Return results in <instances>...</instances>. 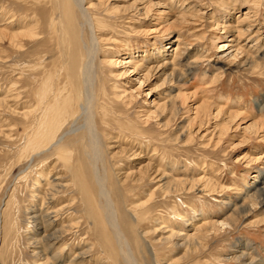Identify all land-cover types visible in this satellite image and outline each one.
Masks as SVG:
<instances>
[{"label": "rangeland", "instance_id": "374dc122", "mask_svg": "<svg viewBox=\"0 0 264 264\" xmlns=\"http://www.w3.org/2000/svg\"><path fill=\"white\" fill-rule=\"evenodd\" d=\"M152 1H159L160 6L153 8L146 17L141 14L142 31L138 35L133 33L131 25L134 22H129V18L114 20L106 13L101 14L107 16L106 27L112 33L106 36L110 41L101 44L99 48L101 56H106V60L111 62L100 63V58L95 61V88H100V93L104 91L99 95L96 108L99 113L96 117L97 131L103 142L101 148L104 164L112 160L107 173L115 191L114 201L122 220V232L126 236L139 233L142 248H136L133 239L130 243L139 264H264V222L255 224L256 220L264 218V206H252L248 214L237 217L232 225H223L217 233L211 231L202 247L191 246L186 249L181 246V240L175 239L178 242L176 246L172 240H157L170 227L180 229L179 233L189 229L192 233L195 224L190 227L189 223L223 221L232 212L233 205L239 204V192L251 184L254 180L252 175L258 171L264 172L263 41L257 44L260 50L252 54L251 64H237L241 53L236 58L226 55L229 50V53L234 54L236 47L224 52L217 51L219 44L229 43L231 37L214 25L216 20L226 25L232 21V17L243 18V13L248 12L254 29H260L264 36V0H185L183 6L179 0ZM133 3V0H118L113 5L122 12L124 8L125 11L131 9ZM28 5V0H0V14L8 11L14 13L15 17L30 19L32 14ZM188 6L191 9L186 12V21H183L180 9ZM176 37L186 39L190 48L207 53L202 60L195 64L189 63L188 67L186 64L193 59L191 54L176 57L177 69H186L182 80L163 83L164 74H160L158 69L147 76L145 71H124L130 68L122 64V59L128 54L116 53L118 48L121 51L123 44L130 43L138 54L144 48L152 50L155 45L166 46ZM28 40L24 37L23 47L18 49L0 37V264H36L38 256L34 246L37 245L31 242L36 240L29 239L36 225L29 217L31 211L39 210L41 201L33 195L34 183L40 182L44 187L46 184L43 179L52 168L51 174H63L66 180H72L74 176V172L65 171L59 156L65 154L66 150V153L71 152L73 165L78 160L83 162L89 172L92 168L85 159L84 149L88 148V143L90 146V142L88 138L81 137L83 129L65 135L57 145L36 155L37 152L41 153L44 145L39 142L42 140L41 127L43 124L48 126L50 122V117L41 115L44 105L39 97L42 93L50 92L54 88L50 84L58 77L63 79L64 75L59 74L60 77L56 72L62 61L57 43L44 47L41 43L35 44ZM45 48L51 49L52 55H47ZM143 62L150 67L146 59ZM169 72L168 69L165 74ZM114 86H119L116 90L127 88V96L132 91L133 97H125L131 100L122 102L117 99ZM182 94L186 98H182ZM173 98L177 106L180 105L175 115L168 107ZM163 102L168 105L167 109L163 110L160 106L155 111L156 105ZM197 107L204 110V114L200 112L202 120L193 118ZM165 122L168 124L166 128L161 126ZM251 122H256L259 128L244 131L242 127ZM81 123L77 121V127ZM66 124L59 127L56 137L67 129ZM122 140L127 142L123 143ZM129 146L137 153L134 157L138 158L132 160V155L127 159L115 158L120 157ZM149 158L155 165L160 162V167L173 178L186 179L187 189L196 183L195 186L202 191L193 188L189 191L177 190L166 196L160 188L156 189L164 180L160 183L157 180L146 181L141 188L134 186L124 192L119 190L117 176L113 174L118 172V178H123L128 171L135 173L139 167L148 164ZM126 161L133 162V166H129ZM75 166L81 178L82 168L79 169L77 164ZM207 181L209 185L205 187ZM72 189L76 190L77 187L59 193L55 207L70 203L72 199L74 203L78 202L79 192ZM152 191V200L147 203L149 209L141 214L126 209L131 203L135 205L147 201ZM80 208L81 203L70 205V209L65 208L62 212L63 221L60 219L68 223L70 217L82 215L79 226L72 229V232L76 229L78 232L65 235L61 240L68 242L71 253H75L73 250L78 245H94L97 242ZM61 221L56 222L48 231L58 229ZM242 250L254 260L250 262L234 258ZM100 251L96 246L83 262L96 264L94 261L103 256ZM52 253L50 249L47 251L48 255ZM64 259H56L55 263L50 264H66L67 259Z\"/></svg>", "mask_w": 264, "mask_h": 264}, {"label": "bare ground", "instance_id": "6f19581e", "mask_svg": "<svg viewBox=\"0 0 264 264\" xmlns=\"http://www.w3.org/2000/svg\"><path fill=\"white\" fill-rule=\"evenodd\" d=\"M28 1V10L30 14H32V18L30 19H23L18 16L15 17L14 13H9L8 11L6 13L0 14V37L3 41L5 39L8 40L9 43L12 44V46L18 49H21L23 47L24 37L29 38V42L35 44L41 43L44 45V47L50 46V44L54 42L57 43L58 52H61L60 57H62L60 61H62L61 63L59 62L60 65L58 66L56 72L58 75H64L63 79L58 77L55 79V84H50L52 87H54L50 92L42 93V95H40L39 97V101L44 105L41 111V115L44 114L43 116H46L48 118L50 117V122L48 126H46V124H43L41 127L42 140L39 142L41 143V145L42 143L44 145L42 147L43 150H41V153L37 152L36 155L42 154V152L46 149L57 145L65 135L75 134L78 129H83L81 137L86 139L88 138V141L90 142V146L88 143V148L85 147L84 149V154L86 157L85 159L86 162L92 166L89 172L87 169H85L83 162H79L78 160H76L75 165L77 164L79 169L82 168V177L80 178L76 173L77 166L73 165L71 162V152L69 151L70 153H66L67 151L65 150V154L60 153L62 156H59V159L63 160L61 164L64 165L66 172H74V176L70 175L73 177L72 180L64 179L63 174H51V172L53 171L52 168L50 171H48L47 175L43 179L46 184L44 187L38 181V183H34L35 188L33 195H35L36 199L41 201L39 210L36 209L31 211L32 214L29 217L33 224L36 225V228L34 229L35 232H32V235H30L29 237V239L31 240H36L31 241L33 242V244L37 245L34 246V250H37L36 254L38 256V259H36L35 262L36 264H50L52 262L55 263L56 259L65 257L64 260L67 259L68 261H66V264H85V257H88L90 253H93L95 247L98 246L99 251L101 250L100 252H103V256H99L94 261L96 264H111V262L116 264H139L130 243L133 239L134 242H132L136 245V248L141 246L140 235L138 232H136L134 236H126L123 234L121 229L122 220L117 205L114 201L115 191L111 186L112 182L111 180H109L107 173L108 167L110 166L109 163L112 160H108L107 163L104 164L102 159L103 151L101 146L103 145V142L99 136V132L97 131L98 126L96 117L99 116V113L96 111V108L98 106L97 103L99 95L104 91H101L100 93V88H95V61L100 58V63L111 62V60H106V56H101V53L99 51L101 44H104L106 41H110L109 38L106 37L107 34L112 33V31L108 30L109 28L106 27L105 19L107 18V16H111L112 18H114V20H119L121 19V17L129 18V22H134V25H131L133 33L138 35V33L142 31L143 21L141 14H143L144 17L149 15V12L151 13L153 8L160 6L159 1L154 2L152 0H133V6L131 7L130 5L131 9L125 11L126 8H124L122 12L113 5V3L115 1L117 2L118 0ZM172 1L173 0H170V2ZM184 1L185 0H179V2H181V6H183ZM172 6H174V4H172ZM190 9L191 8L189 6L187 8L183 7L180 9V15L182 16L183 21H186V12H189ZM158 10L159 9H157V11ZM160 12L161 11H159V13ZM102 13H106L107 16H102ZM187 14L190 15V13ZM243 14L245 15V17H232V21L228 22V24L226 25L219 24L218 20L214 22V25L217 29L220 27L223 33L230 34L231 37L228 40L229 43L221 42L219 44V47H216L219 48L217 51L221 50V52H224V50L228 48L231 49L234 46L236 47L235 53H229V50L228 54H226L227 57L232 56L236 58L238 53H241L242 56L240 60L237 61V64H251L253 62L252 54H256L260 50V47L257 44L260 41H263L262 45H264V36H262L260 29H254L253 21L249 20L251 17L248 12H245ZM46 32L48 34H46ZM242 39H245L243 43L241 42ZM252 39H255L254 42L252 41ZM247 41L249 42L246 43ZM250 41H252V44H250ZM188 43L189 42L186 39L176 37L174 40H170L166 46L162 44H160L159 46L155 45V47L151 48L152 50L144 48L138 54L135 52L130 43H126L121 46V51H119L118 48L116 53L121 52V54H128L124 57V59H122V64H124V66L130 67L125 68V72L129 69H132L133 72H139L140 70V72L145 71V76H147L155 69H158L161 72L160 74H164L163 83L164 81L169 83L173 82L174 80H182L186 73V69H177L176 57L181 56L185 53L191 54L193 59L186 64L187 66L189 63L195 64L196 61H200L205 56H207V53L203 54V52L197 49L190 48L188 46ZM45 52L47 53V55H52L53 53L51 52V49L47 48H45ZM144 59H146V61L151 64L150 67L144 64ZM119 63L121 62L119 61ZM168 69L170 70V72L169 74L167 73V75L165 74V72ZM114 89H119V86H114ZM126 90L127 88H123V90H116L114 94L117 99L122 100V102H129L131 99L128 100L125 98L127 96ZM127 97H133V92L130 91ZM175 98H173L172 100L167 99L170 100L169 102H171V106L166 105V102H163L161 104L158 103L156 105L155 111L156 109H158V107L161 108L160 106L163 107V110H166L168 106L170 107L171 112H173L175 115L180 109V105L177 106L174 100ZM182 98H186L184 94H182ZM200 112L204 114V110L202 108H195V112H193L195 113V115L193 118L202 120ZM237 114L238 112L235 113V115ZM77 121L82 122L79 127H77ZM65 122L67 123V129L62 132L59 137H56V132L59 130V127ZM167 125V122H165L161 126L166 128ZM242 128L244 129V131H249L251 130V128H259V125L256 124V122H251L247 123ZM124 142L127 141L124 140L123 143ZM40 143L37 145H40ZM85 144H87V142ZM132 150L133 148L129 146L126 151L124 150L121 153L120 157L115 158L122 159L126 157L127 159L128 156L132 155V160H135V158H138L134 157L137 156V153L133 152ZM141 151H143V149H141ZM126 162H128L127 164H129V166H133V162ZM159 163L155 165V163H151L150 159L147 165L139 167L138 170L135 171V173L130 171L126 172L123 178H118V172L117 174L113 172V175L117 176L116 182L119 183L117 184V187L119 188V190H122V192H124V190H129L134 186L141 188L142 185L146 183V181L152 182L157 180V182L160 183L164 180V182L159 184L156 189L158 190L160 188L163 191V194L166 196H170V194L174 191H184L185 189H187L188 181H186V179L175 177L173 178L170 173L165 172V169H162L160 167L161 163ZM163 164L162 166L164 167L165 165ZM112 171L114 170L112 169ZM170 171L172 172L171 169ZM252 177L254 178V180L251 182V184H249L246 189L239 192V204L233 205L232 212L226 218H224L223 221L218 223L216 221H210L207 223L202 222L200 224L189 223L190 227L195 224L193 225L194 229L192 230V233L189 232L190 229L185 231V233H179L180 229L178 230L172 228L168 224V227H170V229L166 230V234L161 233L162 236H159L157 240H160V242L172 240L174 241L173 244L175 246L178 243L177 240H181V246H185L186 249L191 246L196 248L197 246L201 245L202 247L203 244H205L203 242H206L209 238L211 231L213 233H217L223 225H232L237 217L248 214L254 206H264V172L258 171L253 174ZM194 184L196 185V183ZM195 185H191L187 189V191L192 188L194 190H198L199 192L202 191L197 188L198 186ZM208 185L209 183L207 181V185L205 187H207ZM95 186L97 188L96 191ZM70 187H77L76 190H72L79 192L80 196L78 197L79 200L77 203H81L80 209L84 213L83 219L88 225V229L93 230L92 234L97 237L98 242H95L94 245H91L89 243L78 245V247L73 250L75 251V253H71L68 242L61 240L65 235L76 234L78 232L77 229L76 231L72 232V229L79 226L78 223L80 221V217L82 218V215L70 217V221L68 223H65V221L62 222L64 215L62 214V212H64L63 210L65 208L70 209V205L77 206V203H74V200L72 199L73 201L70 200V203H65L61 206L55 207V203L58 200L59 193ZM153 193L154 192L152 191L148 194L149 197L147 201L145 200V202L137 203L135 205H131V203L129 204L130 207H127L126 209L128 210L129 208L130 211L134 212L135 214H138L140 212L143 213L142 211H146L150 208L147 203L152 200ZM61 218L62 221L60 220ZM58 221L62 222L59 225V228L54 229L52 232L48 231V229ZM262 222H264V218H259L258 220H256L255 224H261ZM49 249L53 251L51 255L47 254V251ZM70 253L71 257H69ZM234 258H243L245 260H249L250 262L254 260V258L248 257L247 253H245L244 250H242L240 254ZM168 264L174 263L171 262ZM259 264L263 263L259 262Z\"/></svg>", "mask_w": 264, "mask_h": 264}]
</instances>
